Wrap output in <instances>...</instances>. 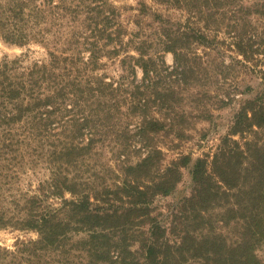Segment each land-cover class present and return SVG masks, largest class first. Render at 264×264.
I'll return each mask as SVG.
<instances>
[{
	"label": "trees",
	"instance_id": "16d2710c",
	"mask_svg": "<svg viewBox=\"0 0 264 264\" xmlns=\"http://www.w3.org/2000/svg\"><path fill=\"white\" fill-rule=\"evenodd\" d=\"M151 1L185 17L174 20L139 0L140 15L152 23L137 19L129 33L111 0H0V38L39 43L48 55L0 60V229L38 235L14 251L0 248V264H262L264 144L244 135L264 129L263 102L241 106L211 160H195L183 213H193L197 226L170 240L156 201L175 192L193 162L182 155L166 165L160 144L168 132L178 140L185 134L173 99L205 68L197 47L212 48L210 22L219 32L228 20L245 61L264 58V0ZM103 59L118 64L119 81L100 73ZM237 134L243 145L231 139ZM107 147L125 160L118 176L98 162ZM132 152L140 154L136 163L127 160ZM38 168L48 178L34 192L20 190L21 175ZM218 209L236 230L231 241L211 228Z\"/></svg>",
	"mask_w": 264,
	"mask_h": 264
},
{
	"label": "rangeland",
	"instance_id": "374dc122",
	"mask_svg": "<svg viewBox=\"0 0 264 264\" xmlns=\"http://www.w3.org/2000/svg\"><path fill=\"white\" fill-rule=\"evenodd\" d=\"M145 1L149 9L162 10L165 15L169 13V10H164L163 7L153 1ZM111 2L121 11L124 26L128 29L129 33L135 30L136 26L134 22L137 19L143 21L145 24L152 23L153 16L140 15L139 0H111ZM169 15L174 20L185 17V13L177 9H170ZM255 22L254 20L253 23ZM224 23H221V29L219 32H216V27L214 26H217L218 23L210 22L211 27L207 29V34L213 40L212 48L197 47V54L204 58L205 68H203V71L197 72H200L199 78L196 75L187 83L180 84L179 89L176 91L177 94L173 99L175 111L181 117L176 127L185 132L184 136L178 140L174 137V132H168L161 139L163 143L160 144V147L165 152L166 165L173 160L179 159L182 155L193 158V162L188 167L182 169V180L175 192L168 197H158L156 201L157 212L168 228L170 240L178 238L188 225L197 226L193 213H183L187 212L183 201L185 198L191 196L193 190L191 169L195 160L197 158H208L209 161L211 160L210 156L217 152L222 140L226 137L228 138V136L230 137L235 115L241 106L245 105L248 107L254 101L264 103V80L262 81L260 73V70L264 68V58L255 53L256 55H253L252 62L245 61L243 56L234 48L233 43L236 40L234 33H229L225 28V25L229 23L228 20L225 19ZM250 25H252L251 22L238 31L240 32V36L246 38L244 33H246V28ZM262 26L264 30V22L261 25L260 32H264L262 31ZM261 38L264 39V35L258 39V42ZM153 51L155 50H152L151 53ZM131 52L135 54L134 51ZM26 54L29 63L45 61L48 57L46 49L39 43L20 47L0 38V60L6 56L14 60ZM164 58L168 66H174L173 53H164ZM104 61L107 63V67L100 71V73L110 76L107 79L108 81L111 79L119 81L118 78L121 73L118 64H112L106 59H103ZM141 78L142 71L138 70V79ZM163 113L166 112L163 111ZM249 114L250 116L252 115L251 112ZM127 124H129L130 130L134 131L136 129L137 123L132 121V119ZM244 137L249 142L253 141L257 143L259 141L264 144V129L253 126ZM231 139L239 141L241 145L245 141L240 134L232 135ZM111 152V147L104 148L98 162L106 163L115 173L111 174L118 176L120 174V165L123 164L124 158L118 161L114 159ZM139 158L140 154L132 152L129 153L127 160L131 163H136ZM35 171L37 172L28 170L25 174L21 175L20 190L34 192L39 182L48 178L46 171L40 168ZM221 213H223V209L212 212L211 228L231 241L235 237L236 230L220 221ZM37 239V233L32 231H23L13 227L0 229V248L10 251H14L19 242ZM258 257L262 264H264V245L259 249Z\"/></svg>",
	"mask_w": 264,
	"mask_h": 264
}]
</instances>
